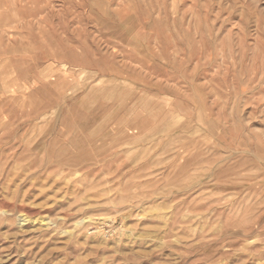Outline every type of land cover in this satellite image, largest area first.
Wrapping results in <instances>:
<instances>
[{
	"label": "rangeland",
	"instance_id": "1",
	"mask_svg": "<svg viewBox=\"0 0 264 264\" xmlns=\"http://www.w3.org/2000/svg\"><path fill=\"white\" fill-rule=\"evenodd\" d=\"M0 264H264V0H0Z\"/></svg>",
	"mask_w": 264,
	"mask_h": 264
},
{
	"label": "bare ground",
	"instance_id": "2",
	"mask_svg": "<svg viewBox=\"0 0 264 264\" xmlns=\"http://www.w3.org/2000/svg\"><path fill=\"white\" fill-rule=\"evenodd\" d=\"M5 213H6V211H4V210L1 212V214H5ZM28 213H29V212H28ZM28 213H26V212H25V213H23V212L21 213V222H22V223H24V222L26 223L27 220L30 221V218H29ZM29 214H30V213H29ZM31 216H32V215H31ZM31 216H30V217H31ZM35 217H36V216H35ZM19 218H20V217H19ZM33 220H34V219H33ZM35 221H38V219H37V220H34V222H35ZM38 223H43V224H44V220H43V219H42V220H39ZM45 224H46V226H47L49 223H45ZM45 224H44V225H45Z\"/></svg>",
	"mask_w": 264,
	"mask_h": 264
}]
</instances>
